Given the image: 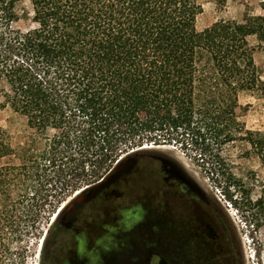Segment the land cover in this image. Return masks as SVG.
Segmentation results:
<instances>
[{"label": "trees", "instance_id": "1", "mask_svg": "<svg viewBox=\"0 0 264 264\" xmlns=\"http://www.w3.org/2000/svg\"><path fill=\"white\" fill-rule=\"evenodd\" d=\"M202 6L0 0V94L31 129L60 135L50 166L29 162L10 181L18 190L37 183L43 195L39 205L0 203V264L20 263L10 242L22 241L23 224L35 223L51 197L102 178L131 147L175 143L202 158L194 147L206 136L233 140L239 95L264 94L254 59L264 51V0L259 16L199 31Z\"/></svg>", "mask_w": 264, "mask_h": 264}, {"label": "flooded vegetation", "instance_id": "2", "mask_svg": "<svg viewBox=\"0 0 264 264\" xmlns=\"http://www.w3.org/2000/svg\"><path fill=\"white\" fill-rule=\"evenodd\" d=\"M40 264H244L216 202L171 155L139 151L59 209Z\"/></svg>", "mask_w": 264, "mask_h": 264}, {"label": "rangeland", "instance_id": "3", "mask_svg": "<svg viewBox=\"0 0 264 264\" xmlns=\"http://www.w3.org/2000/svg\"><path fill=\"white\" fill-rule=\"evenodd\" d=\"M262 1L202 0L198 30L203 31L223 20L242 23L247 16H259L262 14ZM251 42L256 45L254 39ZM254 59L264 84V51L258 50ZM218 99L220 102L229 101L223 97ZM229 114L234 119L228 122L233 140L221 145L206 136V141H200L194 147L202 152V158L196 157L199 154L197 151L185 152L179 144L158 146L149 142L143 147L151 146L147 148L150 150L131 147L129 153L121 154L113 168L122 158L139 150L171 155L201 184L229 221L236 233L244 264H264V94L241 93L233 112ZM59 140L56 130L39 134L36 129H31L27 118L15 113L0 94V203L9 200L12 204L14 200H20L25 207L39 205L43 195L37 193L39 184H25L18 190L10 181L24 173L21 169L29 162L50 166L53 149ZM109 172L96 181L61 194L59 199L51 197L48 205L41 208L35 223L28 220L23 224L27 234L22 241L10 242L13 253L18 256L17 261L22 254L19 264H40L47 232L59 209L83 189L101 181ZM48 188L51 190V185ZM49 193L55 196L54 192Z\"/></svg>", "mask_w": 264, "mask_h": 264}, {"label": "water", "instance_id": "4", "mask_svg": "<svg viewBox=\"0 0 264 264\" xmlns=\"http://www.w3.org/2000/svg\"><path fill=\"white\" fill-rule=\"evenodd\" d=\"M139 151H142V150H139ZM136 153H137V152L132 153V154L128 155L127 157L130 158V157L134 156Z\"/></svg>", "mask_w": 264, "mask_h": 264}, {"label": "bare ground", "instance_id": "5", "mask_svg": "<svg viewBox=\"0 0 264 264\" xmlns=\"http://www.w3.org/2000/svg\"><path fill=\"white\" fill-rule=\"evenodd\" d=\"M147 148H152L151 146L150 147H146L145 149H147ZM161 148H165V147H161ZM143 150V149H142ZM147 150H150V149H147Z\"/></svg>", "mask_w": 264, "mask_h": 264}]
</instances>
